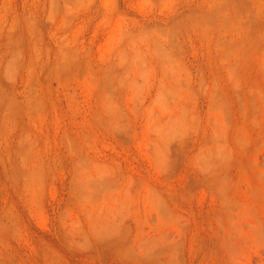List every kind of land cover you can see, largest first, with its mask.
<instances>
[{"label":"rangeland","instance_id":"1","mask_svg":"<svg viewBox=\"0 0 264 264\" xmlns=\"http://www.w3.org/2000/svg\"><path fill=\"white\" fill-rule=\"evenodd\" d=\"M0 264H264V0H0Z\"/></svg>","mask_w":264,"mask_h":264}]
</instances>
